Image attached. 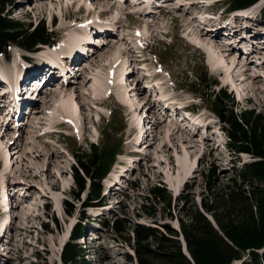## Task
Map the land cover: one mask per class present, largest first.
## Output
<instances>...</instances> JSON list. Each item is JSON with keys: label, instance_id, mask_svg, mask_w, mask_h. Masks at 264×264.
<instances>
[{"label": "rangeland", "instance_id": "1", "mask_svg": "<svg viewBox=\"0 0 264 264\" xmlns=\"http://www.w3.org/2000/svg\"><path fill=\"white\" fill-rule=\"evenodd\" d=\"M105 2L109 5L115 2L113 9L108 10ZM127 2L129 0H11L5 4L4 16L24 23L30 33L43 27L51 38L47 42H37L33 51L10 44L8 56H0L2 78L13 83L15 77L16 85L22 86L26 82L24 67L28 61L24 56L38 59L50 51L75 58L70 65L76 64L77 68L71 72L67 84L70 90L56 97L51 95L52 100L45 104L44 94L53 91L54 83L45 85L44 82L29 105L30 113H22L19 116H25L22 120L7 114L0 121V264H62L60 253L69 240L68 231L72 224L78 223L84 228L85 236L79 242L88 249L89 264H138V241L132 240L138 226L149 227L154 233L166 236L170 234L169 228L178 231L180 220L189 222L191 209L196 207L202 211L201 201L207 202L209 198L203 177L208 170L211 172L213 166L216 168L213 178L217 180V186L229 184L232 178L239 180L235 175L238 166L252 159L248 154L236 155L225 147L222 133L216 129L219 123L215 121V128L212 126V118L217 120L211 112L212 98L188 89L198 87L206 72L218 83L215 91L222 87L228 93L230 89L224 83L231 78L226 73V76H218L205 63L207 60L214 68L224 70L225 65L231 68L238 62L236 70L242 73L240 66H244L243 74L249 79L243 83L240 75L232 80L233 85L242 88L238 95L241 102L238 103V97L233 100L235 111L239 113L240 109L252 107L264 113V59L258 63L253 57L238 58L236 52L223 46L221 40L209 50L201 46L202 41L194 35L200 30L212 32L207 36L211 39L214 29L225 28L227 21L237 22L238 35L249 37L250 33L246 32L256 29L264 32L261 20L255 29L251 27L256 19L259 20L256 12L259 8L226 12L225 5L229 1L192 0L188 6L198 11L200 17L190 19L189 11L183 6L168 13L154 6L147 17L137 13L123 17L125 13L119 7ZM122 3L124 5H120ZM243 13H246L244 18L240 16L239 19L236 15ZM247 18L250 20L245 21ZM102 19L109 22L101 30L110 36L111 42L100 47L98 52L106 53V58L95 64V56L89 57L85 68L81 69L79 64L87 56L74 52V39L79 32L84 33ZM208 25H214L213 29L207 30ZM246 27L248 29L244 31ZM147 35L165 40L164 44L155 42L149 48L155 57L145 52L142 55L139 53L141 48L135 49V46L145 45ZM97 36L100 34L95 31L92 38ZM220 38L232 37L224 35ZM219 48L232 52L227 62H217V56L211 54ZM84 52L89 56L90 45L87 44ZM148 75H158L159 80L152 82L153 78H147ZM57 78L61 80V76L57 75ZM119 81L132 82L129 86L133 88L128 90L127 85L122 86ZM155 84L165 95L174 96L173 100L167 103L160 97ZM3 86L0 85V93L4 91ZM75 86L81 89L75 92ZM113 91L116 98L111 94ZM192 100L196 102L190 108L192 112L184 114L182 105ZM65 103H71L70 109H61ZM156 120L161 123L153 130L150 121ZM205 130L209 135L204 139ZM140 139L141 146L137 145ZM103 142L116 145L106 150L108 157L102 160L103 164L107 165L115 151L120 150L122 154L116 156L108 176L100 182L99 202L86 204L87 192H78V196L73 194L77 192L72 173L73 155L79 156L82 150L89 153L91 144L99 149ZM176 145L180 146L178 152ZM49 156L52 157L49 159ZM168 157L172 158L167 160ZM106 169L107 166L104 172ZM154 187L165 190L166 195L172 197L170 205L152 197ZM184 196L189 201L184 200ZM66 202L72 206L71 215L66 212L70 209ZM204 214L212 220L210 214ZM118 220L124 223L122 232L111 228ZM178 235L182 251L188 257L183 236L180 232ZM148 240L151 247L157 246L152 237ZM126 254L133 257L132 262L126 260Z\"/></svg>", "mask_w": 264, "mask_h": 264}, {"label": "trees", "instance_id": "2", "mask_svg": "<svg viewBox=\"0 0 264 264\" xmlns=\"http://www.w3.org/2000/svg\"><path fill=\"white\" fill-rule=\"evenodd\" d=\"M10 1L0 0V54L7 55L8 47L12 43L32 49L37 42H47L51 37L43 27L30 33L24 23L3 15L5 4ZM229 1L231 8H243L257 0ZM261 18L264 20V7ZM203 79L204 76L194 89L201 95L212 98L213 113L227 124L224 129L228 135L229 151L236 155L246 153L253 159L238 166L235 175H238L239 180L237 177L232 178V183L229 184L217 186V180L213 178L216 168L213 166L211 172L208 170L203 177L209 198L207 202L201 201L202 211L196 207L191 209L193 211L189 222L180 220L178 231L173 227L169 228L170 234L166 236L154 233L149 227L138 226L132 238L133 241H138V264H231L234 259H240L247 250V257L240 264H264V113L252 108L236 112L232 98L224 91L215 93L210 82L204 87ZM105 143L101 150L93 147L91 153L82 152L75 156L78 166L73 167L76 188L80 193L89 186L86 204L94 205L99 202L100 187L95 184L105 174L104 167L107 166L108 169L114 160L116 151L107 165L102 163L108 157L106 150L116 146L115 143L114 146ZM151 192L153 198L170 205L172 197L166 195L165 190L154 187ZM183 199L187 200L185 196ZM67 204L70 209L66 212L72 214V206ZM204 212L210 214L212 220ZM54 221L56 223L55 219ZM107 223L104 221V224ZM111 228L122 232L124 223L121 220L115 221ZM178 232L183 236L188 257L182 251ZM84 234V228L79 223L73 227L70 239L61 249L62 264H89L86 252L88 249L79 242ZM150 237L157 246H150ZM125 257L128 262L133 261L129 254Z\"/></svg>", "mask_w": 264, "mask_h": 264}, {"label": "bare ground", "instance_id": "3", "mask_svg": "<svg viewBox=\"0 0 264 264\" xmlns=\"http://www.w3.org/2000/svg\"><path fill=\"white\" fill-rule=\"evenodd\" d=\"M118 1V0H117ZM129 1H131V0H129ZM143 2L145 1V0H142ZM140 2V0H137L135 3H134V5H133V7L134 8H136V6L137 5H139L138 3ZM143 2H141V3H143ZM167 2H171V1H167ZM105 4H106V2H105ZM118 4V3H117ZM180 4V3H179ZM106 5H108L107 6V8H108V10H112L113 9V7H114V5H115V2L114 3H112V5H109V4H106ZM120 5H124L123 3L122 4H120ZM39 7L37 6L36 7V9H38ZM109 12V11H108ZM185 17H186V15H184ZM191 19V18H190ZM232 20L234 21V19L232 18ZM189 22V21H188ZM190 23V22H189ZM195 28V27H194ZM197 28V27H196ZM192 29H193V26H192ZM195 31V30H194ZM212 34V33H211ZM240 34V33H239ZM194 35H195V38L197 39V40H199V41H202V43H200V45L201 46H205V47H207V48H209V50H210V48H215L216 46V44H217V41H218V39H217V37H216V35H226V33L225 32H219V33H217L216 35H212L211 37V39H208L207 38V36H210V34H209V32L207 33L206 31L204 32V31H202V30H200V31H195L194 32ZM229 35H231L232 37H234L235 35H236V32L234 31V32H231V33H229ZM97 39H98V41L99 42H101L102 41V39H101V36H97L96 37ZM98 42V43H99ZM106 42L107 41H105L104 43H103V45L105 44L106 45ZM233 45H235V44H233ZM74 47V46H73ZM72 48V47H71ZM218 48V47H217ZM247 48H250L249 46H247ZM220 50L219 51H213L211 54L214 56H217V62H224V61H226L230 56H232L233 54H232V52H227V51H223L221 48H219ZM226 50V49H225ZM106 53H104V52H97L96 54H95V57H94V63L95 62H98V61H102V60H104L105 58H106ZM115 56V55H114ZM263 57H264V55H263ZM212 58V57H211ZM64 60H66L67 62L69 61L67 58H65ZM92 61V60H91ZM228 61V60H227ZM226 61V62H227ZM222 62V63H223ZM247 62V61H246ZM234 63H235V61H234ZM238 62H236L235 64H233L232 65V67L231 68H229L228 67V65H225V69L223 70V71H225V73L229 76V78H231V79H236V78H239L238 76H240V75H242V76H240L241 78H242V81H243V83L245 82V81H247L248 79H249V76H246V74L244 75L243 73H244V71L246 70V68L244 67V66H240V70L242 71V73H240V72H238V70H236L237 68H238V65L239 64H237ZM245 63V62H244ZM244 63L242 62V64L244 65ZM96 64V63H95ZM218 65H221V64H218ZM245 65H248V64H245ZM248 67V66H247ZM35 68H37L38 69V67H35ZM87 68H88V66H87ZM37 69H35V70H37ZM18 70V69H17ZM43 70V68H40V71H42ZM20 72V71H19ZM52 72H54V70L52 71ZM23 73V72H22ZM84 73V72H83ZM3 74V73H2ZM5 75V74H4ZM53 76H55V74H52L46 81H45V85H49L50 83H54L53 84V91H51V93H49L48 94V92L46 93V94H44L45 95V100H44V102H45V104L46 103H48L50 100H52V97H51V95L54 97H56V96H58L60 93H62L63 91H67V90H70L69 88H70V86L68 87L67 86V84L69 83V81L68 80H65V81H63V80H61V82L60 81H57V79H56V77L57 76H55L54 78H53ZM5 77V76H4ZM24 77V76H23ZM59 77V76H58ZM21 78V77H20ZM29 79H30V77H28V81L25 83V85L23 86V87H21L20 88V86L18 85V87H14L15 89H17V90H15L17 93L19 92V93H22V92H28V93H30V95L31 94H33V92H34V88L33 87H29V86H27V84L29 83ZM45 80V79H44ZM254 80V79H253ZM74 81V80H73ZM255 81H257V80H255ZM80 83V82H79ZM1 84V83H0ZM85 84V80H83V85ZM14 85H16V84H14ZM14 85H12L11 84V86H14ZM86 85V84H85ZM8 86V85H7ZM6 86V87H7ZM82 86V85H81ZM79 87H80V85H79ZM79 87L77 88L76 86H75V88H73L74 90H75V92H76V90H78L79 89ZM82 87H84V86H82ZM81 89V88H80ZM79 89V90H80ZM243 90H244V88H243ZM36 91H39V88H37V90ZM81 92V91H80ZM3 93H5V91H3ZM78 94H79V92H78ZM8 95H12V93L11 92H8V94H7V98L8 99H10L11 101H13V99H15V98H13V96H11V98H9L8 97ZM78 96V95H77ZM80 96L81 97H83L84 96V94L83 93H80ZM87 97V96H86ZM6 98V96H3V97H0V108L3 110V111H8V110H10L12 107H14V106H16L17 104L15 103V104H13V105H11V106H3V104H2V101L4 100ZM26 98L28 99L29 98V95H27L26 96ZM16 100V99H15ZM124 103H126L125 102V99L124 98H122L121 99ZM17 101V100H16ZM15 101V102H16ZM23 104H25V102H23L21 105H23ZM71 103H65V105L63 106V107H61V109L62 108H64V109H70L69 107H71V105H70ZM83 104V103H82ZM73 108V107H72ZM150 111V110H149ZM151 112V111H150ZM80 114V113H79ZM69 115V114H68ZM67 115V116H68ZM19 116H21V114L19 115ZM82 117H84V116H82ZM162 118V117H161ZM163 118H164V116H163ZM162 118V119H163ZM158 120V119H157ZM150 121V128L151 129H153L154 130V128H156V126L158 125V124H160L161 123V121L159 120V121ZM179 123V122H178ZM148 126V125H147ZM149 127V126H148ZM148 130V129H147ZM152 130V131H153ZM153 133V132H152ZM173 133V132H172ZM152 135V134H151ZM154 136V135H153ZM177 149V152H178V148H180V146H178V145H176L175 146ZM190 147V146H189ZM161 148H162V146H161ZM165 148V147H164ZM168 148V147H167ZM184 149V148H183ZM43 150V149H42ZM40 151V150H39ZM161 151V150H160ZM180 151V150H179ZM166 152V151H165ZM189 152V150H186V153H188ZM167 154V153H166ZM191 153H189L188 155H190ZM170 155V154H169ZM52 156H49V159L51 158ZM169 158H172V157H168V159L167 160H169ZM164 161H161L160 163H163ZM169 163V162H168ZM171 164V163H170ZM172 165V164H171ZM185 170V169H184ZM187 170V169H186ZM25 171V170H24ZM27 172V171H26ZM186 172V171H185ZM182 173V172H181ZM27 174V173H26ZM29 174V173H28ZM187 174V173H186ZM182 177V176H181ZM177 179H179V177L177 178ZM178 182H180V181H178ZM54 184H56V183H54Z\"/></svg>", "mask_w": 264, "mask_h": 264}, {"label": "water", "instance_id": "4", "mask_svg": "<svg viewBox=\"0 0 264 264\" xmlns=\"http://www.w3.org/2000/svg\"><path fill=\"white\" fill-rule=\"evenodd\" d=\"M247 253H248V250H247L246 252H243V255H242V257H241L240 259H234V260L231 262V264H238V262H241V261L244 259L245 254H247Z\"/></svg>", "mask_w": 264, "mask_h": 264}]
</instances>
